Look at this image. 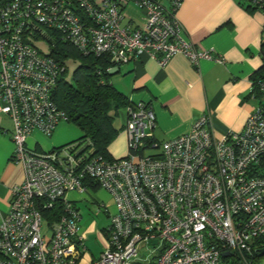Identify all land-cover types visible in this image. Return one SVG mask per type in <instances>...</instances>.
<instances>
[{
	"label": "built area",
	"instance_id": "1",
	"mask_svg": "<svg viewBox=\"0 0 264 264\" xmlns=\"http://www.w3.org/2000/svg\"><path fill=\"white\" fill-rule=\"evenodd\" d=\"M181 2L0 0V113L12 120V159L24 170L0 216V264H257L264 99L238 131L216 136L203 113L188 132L163 141L154 138L152 108L128 105L127 153L119 158L91 156L76 143L41 153L26 143L32 132L50 136L67 122L52 98L65 66L32 38L49 41L50 32L83 54L107 56L110 72L143 54L161 65L175 54L194 65L221 63L183 36L175 15ZM244 2L264 18V0ZM129 3L143 12L142 25L123 23ZM255 85L264 97V74ZM97 189L113 196L115 212L99 257L89 259L77 200L68 194Z\"/></svg>",
	"mask_w": 264,
	"mask_h": 264
},
{
	"label": "crops",
	"instance_id": "2",
	"mask_svg": "<svg viewBox=\"0 0 264 264\" xmlns=\"http://www.w3.org/2000/svg\"><path fill=\"white\" fill-rule=\"evenodd\" d=\"M159 1L165 6L170 4V0ZM175 15L187 40L201 50L221 56L223 61L200 59L194 65L183 54H175L161 65L143 54L112 71L109 81L132 104L141 102L152 108L157 141L188 132L203 113L210 114L212 129L218 137L240 130L262 100L251 94L253 80L259 76L256 72L264 66L262 14L246 9L241 0H182ZM143 18V12L134 3L125 7L124 24L142 25ZM126 119V109H119L115 118L119 132L111 144L114 151L127 144ZM12 131V120L0 113V216L8 209L12 187L24 177L22 165L12 159ZM55 139L51 145L36 138L29 141L41 153L63 142ZM125 154L122 150L119 157Z\"/></svg>",
	"mask_w": 264,
	"mask_h": 264
},
{
	"label": "trees",
	"instance_id": "3",
	"mask_svg": "<svg viewBox=\"0 0 264 264\" xmlns=\"http://www.w3.org/2000/svg\"><path fill=\"white\" fill-rule=\"evenodd\" d=\"M49 35L52 37L49 42L55 43L50 54L65 66V72L59 77L52 98L56 105L65 111L67 122L74 124L82 132L73 143L82 146L91 156L113 159L110 145L119 132L115 126V118L119 109L133 104L109 81L112 73L108 71L111 62L107 56L83 54L69 43L59 40L54 34L48 32L47 36ZM262 47L264 48V42ZM69 57H77L81 62L71 78L66 79L65 62ZM257 74L259 76L253 80L251 94L263 100L264 97L259 94L255 84L264 74V66L256 72ZM255 256L256 260L264 257L259 254Z\"/></svg>",
	"mask_w": 264,
	"mask_h": 264
},
{
	"label": "rangeland",
	"instance_id": "4",
	"mask_svg": "<svg viewBox=\"0 0 264 264\" xmlns=\"http://www.w3.org/2000/svg\"><path fill=\"white\" fill-rule=\"evenodd\" d=\"M241 1L246 7L244 0ZM32 43L44 54H48L51 51L50 42L45 38H32ZM80 62L81 59L77 57H69L65 62L66 73L64 78L70 79L73 71L80 64ZM256 101L258 104V100ZM81 135L82 132L77 126L72 123L62 122L50 136L42 134L39 131L32 132L27 138L26 143L28 147L32 148L33 145L29 139L36 138L51 145V142L56 138V141H63L56 144V147H59L71 143V141L74 142ZM111 146L112 145H110V152L115 158H119V153L122 150L127 153V144L126 146H123L122 149H118L116 151L112 150ZM68 198L71 200H77L76 204L78 205L81 214V219L78 223L85 238L87 257L98 258L105 244V229H107L111 224L110 214L115 212L114 198L104 189H97L96 191L88 190L81 194L70 192L68 194ZM257 264H264V257L258 259Z\"/></svg>",
	"mask_w": 264,
	"mask_h": 264
},
{
	"label": "water",
	"instance_id": "5",
	"mask_svg": "<svg viewBox=\"0 0 264 264\" xmlns=\"http://www.w3.org/2000/svg\"><path fill=\"white\" fill-rule=\"evenodd\" d=\"M257 252H258L259 255L263 256L264 255V247L258 249ZM224 255H226V254H224Z\"/></svg>",
	"mask_w": 264,
	"mask_h": 264
}]
</instances>
